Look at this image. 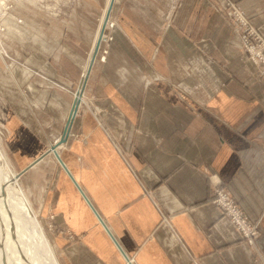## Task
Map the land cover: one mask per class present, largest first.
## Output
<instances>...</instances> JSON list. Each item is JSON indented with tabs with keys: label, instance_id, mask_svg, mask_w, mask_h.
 Wrapping results in <instances>:
<instances>
[{
	"label": "crops",
	"instance_id": "0c3cea01",
	"mask_svg": "<svg viewBox=\"0 0 264 264\" xmlns=\"http://www.w3.org/2000/svg\"><path fill=\"white\" fill-rule=\"evenodd\" d=\"M217 1L119 0L112 15L116 0L64 165L49 153L23 173L41 187L33 205L60 264H264V76ZM234 1L264 35V0ZM98 24L63 43L59 64L40 63L48 81L21 75L29 90L11 98L4 144L18 171L63 133ZM216 186L259 222L256 246L222 217Z\"/></svg>",
	"mask_w": 264,
	"mask_h": 264
},
{
	"label": "rangeland",
	"instance_id": "374dc122",
	"mask_svg": "<svg viewBox=\"0 0 264 264\" xmlns=\"http://www.w3.org/2000/svg\"><path fill=\"white\" fill-rule=\"evenodd\" d=\"M118 3L119 0L112 15L118 13ZM105 4L106 0H0V47L4 50L3 55L0 54V131L1 144L7 155L4 147L8 132L7 114L10 105L15 104L11 98L15 100L17 93L25 96L29 90V81L22 84L21 75L29 80L38 77L48 81L49 71L40 63L50 56L59 64L64 57L63 43L72 47V41L78 40L80 33L84 35L87 31L94 30L95 25L100 22ZM115 26L116 22L110 18L108 29ZM105 34L106 39L97 58L105 59L103 62L100 60L99 64L107 62L110 45L114 41V37L111 39L108 32ZM94 64L92 68L95 71L100 69L99 65ZM85 66L84 62L82 67ZM55 84L65 89L71 88L75 83L67 81L66 84ZM90 108L100 109L92 105ZM20 181L33 203V197L38 190L41 191V187L32 182L31 172L23 175ZM38 216L51 241L49 232L53 224L44 222L40 213ZM49 218L53 219L52 215H49Z\"/></svg>",
	"mask_w": 264,
	"mask_h": 264
},
{
	"label": "bare ground",
	"instance_id": "6f19581e",
	"mask_svg": "<svg viewBox=\"0 0 264 264\" xmlns=\"http://www.w3.org/2000/svg\"><path fill=\"white\" fill-rule=\"evenodd\" d=\"M3 51L0 47V54ZM1 135L0 131V264H60L38 211L20 183L18 170L4 151Z\"/></svg>",
	"mask_w": 264,
	"mask_h": 264
},
{
	"label": "built area",
	"instance_id": "2783aa9c",
	"mask_svg": "<svg viewBox=\"0 0 264 264\" xmlns=\"http://www.w3.org/2000/svg\"><path fill=\"white\" fill-rule=\"evenodd\" d=\"M217 8L231 23L234 33L241 42L247 61L254 65L256 73L264 76V35L262 31L251 23L246 12L236 1L218 0ZM110 38L112 39V36ZM104 59L101 57V60ZM213 202L217 204L222 217L232 223L241 239L251 247L256 246L259 222L251 221L223 186L213 188ZM70 236L74 238L73 235Z\"/></svg>",
	"mask_w": 264,
	"mask_h": 264
},
{
	"label": "water",
	"instance_id": "95a60500",
	"mask_svg": "<svg viewBox=\"0 0 264 264\" xmlns=\"http://www.w3.org/2000/svg\"><path fill=\"white\" fill-rule=\"evenodd\" d=\"M116 0H109L108 2V5H106L103 9L104 11V14L102 12L101 14V22H99L100 25H98V28H97V34H96V37H95V41H94V44H93V48L91 50V53H90V57L88 59V68L84 71V75H83V79L82 81L80 82V85L78 87V90L75 94V97H74V101H73V106L71 108V112H70V115H69V118H68V121H67V124H66V127L63 131V133L61 134V136L59 137V139L57 141H55L54 143H52V145L40 156L38 157L36 160H34L32 163H30L28 166H26L24 169L18 171L17 173V176L20 178L21 175H23V173H25L29 168L32 167V165L34 163H36L37 161L41 160L42 158H44L46 155H48L49 153H53L56 158L58 159V161H60L63 165V160L61 158V155L59 154L58 152V148L60 146H62L64 143H66L67 141V136L69 135V130H70V127H71V121L72 119H74L77 111H78V108L80 106V103H81V98H82V88H83V84H84V81H85V77L87 76L88 74V69H89V66L91 63L95 62V59H96V56L102 46V43L105 39L104 35L107 31V25H108V21L110 19V16H111V12L113 10V7H114V4H115ZM104 15V16H103ZM91 62V63H90Z\"/></svg>",
	"mask_w": 264,
	"mask_h": 264
}]
</instances>
